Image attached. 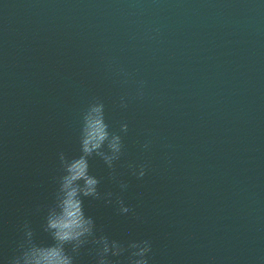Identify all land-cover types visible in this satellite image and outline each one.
<instances>
[{"label":"water","instance_id":"obj_1","mask_svg":"<svg viewBox=\"0 0 264 264\" xmlns=\"http://www.w3.org/2000/svg\"><path fill=\"white\" fill-rule=\"evenodd\" d=\"M110 62L146 81L126 110L135 84ZM94 98L112 130L128 124L116 172L135 212L85 200L103 234L150 239L153 264H264V0H0V255L26 216L51 242L30 212ZM143 162L137 180L126 165ZM90 172L119 193L102 161Z\"/></svg>","mask_w":264,"mask_h":264},{"label":"clouds","instance_id":"obj_2","mask_svg":"<svg viewBox=\"0 0 264 264\" xmlns=\"http://www.w3.org/2000/svg\"><path fill=\"white\" fill-rule=\"evenodd\" d=\"M108 72L118 77L123 85L135 84L133 97L122 95L119 107L126 110L130 99L142 100L146 81L134 80L125 68L110 62ZM128 124L121 123L119 130H112L106 119V107L99 98H94L82 110L78 126V151L70 156L60 150L56 153L57 174L52 177L54 190L51 202L38 204L30 215L42 217L39 231L51 241L39 243L37 229L27 216L16 226L18 238L10 254L0 255V264H80L84 255H90V264H153V243L150 239L127 242L112 239L98 229L94 218L85 213L84 201H103L114 205L121 216L133 215L134 209L127 205L122 194L129 184L119 178L117 162L125 154L124 137ZM153 140L148 137L140 145L142 151H150ZM168 147V145H164ZM99 159L109 172V179L119 188V193L101 192V179L90 172V161ZM131 176L142 180L149 171V164L128 163ZM137 220L141 218L136 216ZM211 264V262H210Z\"/></svg>","mask_w":264,"mask_h":264}]
</instances>
